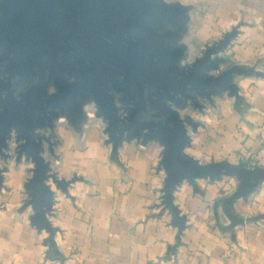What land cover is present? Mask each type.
Returning <instances> with one entry per match:
<instances>
[{
    "label": "crops",
    "instance_id": "crops-1",
    "mask_svg": "<svg viewBox=\"0 0 264 264\" xmlns=\"http://www.w3.org/2000/svg\"><path fill=\"white\" fill-rule=\"evenodd\" d=\"M142 2L172 10L148 20V32L181 52L177 68L229 36L207 76L236 68L230 88L174 108L187 124L179 152L187 168L233 169L180 181L174 218L162 203L166 139L112 136L91 95L74 104L52 83L41 156L63 186L46 181L52 207L39 213L29 191L35 165L9 143L0 158V264H264V0Z\"/></svg>",
    "mask_w": 264,
    "mask_h": 264
},
{
    "label": "water",
    "instance_id": "water-1",
    "mask_svg": "<svg viewBox=\"0 0 264 264\" xmlns=\"http://www.w3.org/2000/svg\"><path fill=\"white\" fill-rule=\"evenodd\" d=\"M142 1L0 0V158H6L13 142L18 154L34 163L29 191L41 214L49 213L53 202L46 181L63 186L47 174L41 156V144L48 141L42 130L53 103L44 92L52 83L74 104L82 93L91 95L112 136L147 133L166 139L160 160L167 177L162 203L174 218L170 198L180 181L233 169L218 164L187 168L179 157L187 144V124L174 108L181 100L194 104L198 96L230 88L236 68L216 79L207 76L217 67L212 57L229 36L207 47L190 66L177 68L181 52L166 47V36L148 32V20L158 23L172 10ZM123 98L130 104H119ZM259 179L255 176V183Z\"/></svg>",
    "mask_w": 264,
    "mask_h": 264
}]
</instances>
